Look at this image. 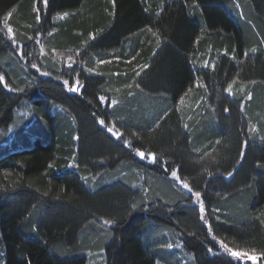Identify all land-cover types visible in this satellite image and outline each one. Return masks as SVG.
Returning a JSON list of instances; mask_svg holds the SVG:
<instances>
[{
  "label": "trees",
  "instance_id": "16d2710c",
  "mask_svg": "<svg viewBox=\"0 0 264 264\" xmlns=\"http://www.w3.org/2000/svg\"><path fill=\"white\" fill-rule=\"evenodd\" d=\"M0 75V264H264V0H0Z\"/></svg>",
  "mask_w": 264,
  "mask_h": 264
},
{
  "label": "snow or ice",
  "instance_id": "6c2138e0",
  "mask_svg": "<svg viewBox=\"0 0 264 264\" xmlns=\"http://www.w3.org/2000/svg\"><path fill=\"white\" fill-rule=\"evenodd\" d=\"M45 3H47V0H45ZM9 15H11V14L9 13ZM67 15H68V13H64V16H67ZM7 19H8V17H5V21H7ZM37 20H39V17H37ZM8 32L11 33V32H12V29H11V28H8ZM153 35H156V33H153ZM256 51H257L256 48H252V49H251V52H256ZM67 59H68V61L74 62L72 56H69ZM99 63L103 64V63H106V61H104V60H100ZM69 66H71V65H69ZM32 67H33V68H36L37 65H36V64H33ZM144 67H147V65H145ZM213 67H215V66L213 65ZM89 71L91 72V71H93V70H92V69H89ZM44 74H47V73H44ZM3 81H4V76H3V75H0V82H3ZM63 83H64V85H68L69 81L65 80ZM234 83H235V81H233L232 83L228 84V86H227V88H226L225 90H226L227 92H229V93H232V90H233V84H234ZM253 83H255V82L253 81ZM76 85H77V86H73V87L69 88V90H70V91H73V92H76V93H80V92H81V89L83 88V85L79 84V81H78V80L76 81ZM128 87H131V85H129ZM129 95H131V93H129ZM250 98H251V96H249V99H250ZM105 99H106V98L103 97V96L100 97V100H101V101H104ZM117 103H118V102H117L116 100H112V101H111V105H116ZM242 107H243V106H242ZM225 111H227V109H225ZM98 122H99V124L104 125V126L107 128V131H108L109 133H111L113 136H115V137L118 138V139L121 138V133L118 132V131H114L113 127H107V125H105V121H104L103 119H100ZM184 127H188V126H187V125H184ZM124 143H125L126 145H129V141H127V140H125ZM129 146H130V145H129ZM136 152H137V154H138L141 158H145L146 155H147L148 157H150V158L152 159L153 162H156V156H155L154 153H147V154H146L144 151H140L139 149H137ZM209 175H211V173H209ZM227 175H228V176H231V175H232V172H228ZM171 176H172L177 182H179V183L182 185V187H183L184 189H186L188 192L192 193V195L195 197L196 202H197L198 205H199V214H200V215H199V219L202 220V221H204L205 224H208L207 216L205 215V213H206L205 204H204L203 200L201 199V197H202V193H201L200 191H195V192H193V190H192V188L190 187L189 183H187V182L181 180V178H180V176H179V174H178V170H177V169H173V170L171 171ZM131 207H132V208H136L137 205L133 203V204L131 205ZM217 219H219V217H217ZM114 222H115V221L110 220V219H108V220H104V224H105V225H110V224H113ZM208 231H212L211 225L208 226ZM221 244H223V241H221ZM223 246L227 249V245H223ZM167 247H168V248H172L173 245H172L171 243H169V244L167 245ZM230 251H231V250H230ZM232 255H233V256H239L240 253L233 251V252H232ZM251 258H252V259H255V257H251ZM157 264H159V262H157Z\"/></svg>",
  "mask_w": 264,
  "mask_h": 264
},
{
  "label": "rangeland",
  "instance_id": "374dc122",
  "mask_svg": "<svg viewBox=\"0 0 264 264\" xmlns=\"http://www.w3.org/2000/svg\"><path fill=\"white\" fill-rule=\"evenodd\" d=\"M8 28H11V27L9 26ZM11 34L13 35V32H11L10 35H11ZM41 53H42V52H41ZM43 53H44V52H43ZM63 81H65V80H63ZM74 86H75V85H74ZM179 100H181V98H180ZM174 182H175L180 188L182 187V185H181L179 182H177L176 180H174ZM185 190H186V189H185ZM189 193H190V192H189ZM191 194H192V193H191ZM192 198L195 199V197H194L193 195H192ZM195 202H196V200H195ZM195 202H194V203H195ZM196 204L198 205L197 202H196ZM198 206H199V205H198ZM94 252L96 253V250H95ZM97 255H98V254H97ZM188 257H189V256H188ZM88 264H92V263H88Z\"/></svg>",
  "mask_w": 264,
  "mask_h": 264
},
{
  "label": "bare ground",
  "instance_id": "6f19581e",
  "mask_svg": "<svg viewBox=\"0 0 264 264\" xmlns=\"http://www.w3.org/2000/svg\"><path fill=\"white\" fill-rule=\"evenodd\" d=\"M187 192V191H186Z\"/></svg>",
  "mask_w": 264,
  "mask_h": 264
}]
</instances>
